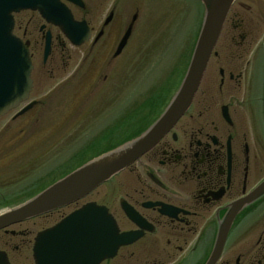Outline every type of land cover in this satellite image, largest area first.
Returning a JSON list of instances; mask_svg holds the SVG:
<instances>
[{
	"label": "flooded vegetation",
	"instance_id": "flooded-vegetation-1",
	"mask_svg": "<svg viewBox=\"0 0 264 264\" xmlns=\"http://www.w3.org/2000/svg\"><path fill=\"white\" fill-rule=\"evenodd\" d=\"M61 1L71 9L75 20L88 26L90 39L76 46L59 28L45 24L36 12L15 14L12 34L14 41L19 40L29 52L33 82L28 100L13 115L0 117L3 129L7 125L16 127L27 118L36 123L54 106L52 98L59 91L74 88V92L84 94L91 85L90 90L98 89L100 82L86 83L87 71L92 78L103 76L104 83L110 79L118 58L113 49L129 26L124 19L131 9L121 11L118 0H82L83 6ZM103 7H109L104 20ZM241 8L245 5L234 9L225 24V28H231L228 39L237 49L214 53L187 114L104 191L105 198L98 203L108 207L120 232L132 233L134 240L100 264H209L219 220L224 219L231 203L264 182V83L258 84L249 73L255 60L245 61L251 35ZM4 35L0 32V40ZM0 46L16 49L14 42L8 47L0 42ZM222 57L230 59L229 66L221 63L217 69L212 67ZM39 75L52 82L62 78V82L48 97L39 98ZM68 96L66 106H70ZM28 105L31 108L19 115ZM7 117L10 120L5 124ZM123 206L133 214L128 215ZM62 210L1 230L0 264L44 261L46 252L41 253V247L48 250L53 244H38L36 237L66 216ZM28 223L31 225L24 226ZM65 259L86 264L76 253H67ZM47 261L60 262L48 251ZM216 264H264V195L237 215Z\"/></svg>",
	"mask_w": 264,
	"mask_h": 264
},
{
	"label": "rangeland",
	"instance_id": "rangeland-1",
	"mask_svg": "<svg viewBox=\"0 0 264 264\" xmlns=\"http://www.w3.org/2000/svg\"><path fill=\"white\" fill-rule=\"evenodd\" d=\"M121 1L119 5L121 11L128 7L130 2L132 3L128 19L125 17L127 23L131 21L132 15L136 12L138 13V20L131 43L122 57L112 66V71H114L112 85L105 86L101 84L98 88L99 90L96 91L94 89L90 90V86H88L84 94L79 90L76 93H69L67 97L74 104H78L80 101L82 103L89 101L91 98V101L87 103L88 105L85 106L86 108L79 119L81 124L79 123L71 128L74 130L77 127V133H81V129L86 126L90 127L89 130L95 131L111 116H113V120H116V110L119 111V118V116L127 113L121 114V112L126 111L132 104L133 106L142 105L143 107H138L135 110L133 117L129 116L119 120L117 130L118 141L123 140L120 137L123 136L128 128L134 127V132H137L143 126L145 127L148 123V115L152 114L151 117L160 115L164 110V106L172 99L185 72V67L200 27L203 11L202 4L198 0H163L166 7L164 8L159 2L161 6L160 10L154 8L153 1L151 3L144 0ZM241 1L251 8L250 10L243 9L241 11L247 25V30L251 35L248 38V43L251 44V47L249 46V54L247 53L245 61L251 60V56L255 55L256 61L254 66L252 69L250 67L251 74L255 76V81L258 84H263L264 0ZM108 8H102L103 20ZM120 24L122 26L123 22H120ZM228 26H226L221 41L217 46L219 52L227 51L228 53V50L237 49L228 39L230 38L229 35H231V28ZM235 35L238 41V32ZM145 41V51L143 53ZM228 45L229 48L226 47ZM137 50L140 51L136 52ZM229 60L227 58L217 60V62L215 61L216 63L214 62L215 64H212V67L217 69L221 66V63H223L222 66L228 67ZM78 64L79 62L74 65L72 71L77 68ZM88 68H85L84 71L89 70ZM115 72L117 73L115 74ZM115 75L118 85L122 84L124 80L129 84L124 87L122 92L115 84ZM91 77L88 75L87 81L92 79ZM38 80L41 81L37 87L39 98L48 96L56 84L62 82V78L52 82L42 79L41 75H39ZM90 82L96 83L92 80ZM90 82H87V84H90ZM62 97L59 96L57 98ZM105 104L107 106L103 107ZM56 108L53 107L54 110L49 113L48 118L57 116L58 108ZM110 110L112 111L110 114L104 116L100 114V111L109 113ZM97 114L100 115L94 124V126H97L94 130V126L91 127L88 122L91 123L93 121L92 118ZM9 120L10 117L6 119L5 124ZM28 120L22 122L21 128L25 127L24 123H27ZM64 121L65 124L69 123V119L52 121L50 118L48 122L42 120L34 125L33 129L28 133L26 132L29 128L20 133H18L19 128L16 127L9 131H4V124H0V209L17 204L22 199L39 191L43 186H48L54 179H60L64 174L75 170L80 165L79 163L86 162L88 158L92 157L95 149L84 151L78 156L63 160L70 148H74V146L80 145L86 140L80 138V134L70 136V127L69 132L66 133V137L62 132H59L64 125ZM71 122L72 120H70ZM80 126H83V128L79 130ZM86 129L88 130V128ZM58 143L62 144V147L57 146ZM112 143H115L112 141V138L104 137L101 141L96 142L93 147H105ZM58 147L62 149V152L57 154V150L55 149H58ZM80 148V146H77V149ZM46 156L48 160L51 159L52 161H46ZM61 161L62 164L59 167H54L61 163ZM105 188L103 187L93 193L86 201L103 202ZM71 209H67L66 212ZM30 225L31 223H28L24 226Z\"/></svg>",
	"mask_w": 264,
	"mask_h": 264
},
{
	"label": "water",
	"instance_id": "water-1",
	"mask_svg": "<svg viewBox=\"0 0 264 264\" xmlns=\"http://www.w3.org/2000/svg\"><path fill=\"white\" fill-rule=\"evenodd\" d=\"M72 1L80 3V0ZM200 1L205 6V17L198 42L183 83L162 117L141 137L92 160L27 202L0 213V229L84 198L151 149L175 125L192 103L209 57L236 0ZM24 9L39 11L46 21L60 26L67 35L72 37L77 35L79 29L77 24L73 22L70 12L59 0H0V32L4 34L5 29V36L2 38L7 40L11 38L12 12ZM129 33L130 31L119 50L124 47ZM30 69L27 52L24 49L19 57L18 53L12 56L9 48L4 50L0 46V115L15 108L25 99L30 89ZM263 194L264 183L248 197L233 203L221 224L209 264H216L237 214ZM130 237V234H119L115 220L106 207L90 203L53 228L41 233L38 239L54 242L55 252L61 258V262L74 264L65 259L69 253L65 251L78 254L80 260L83 258L88 260L86 254L91 252L95 262L99 263L113 257L121 245L129 243Z\"/></svg>",
	"mask_w": 264,
	"mask_h": 264
}]
</instances>
